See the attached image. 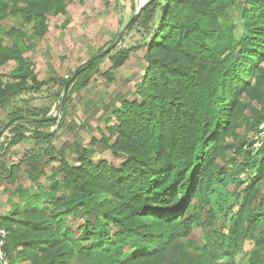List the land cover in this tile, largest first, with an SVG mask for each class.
<instances>
[{
    "label": "trees",
    "instance_id": "16d2710c",
    "mask_svg": "<svg viewBox=\"0 0 264 264\" xmlns=\"http://www.w3.org/2000/svg\"><path fill=\"white\" fill-rule=\"evenodd\" d=\"M69 1L0 0V21L21 19L18 26L0 24V66L15 63L0 72L9 127L6 145L0 143V182L22 160L6 167L5 152L30 138L50 146L70 102L66 94L55 118L20 95L41 94L52 82L58 88H46L45 96L61 100L66 81L74 75L70 92L79 91L99 62L88 60L69 78L38 80L25 57L47 32V13L64 14ZM232 6L237 35L221 22ZM134 27L145 39L103 55L115 69L144 49L138 98L119 102L100 139L125 161L94 164L82 153L70 165L61 157L47 178L49 192H41L50 198L48 215L36 208L41 197L20 189L23 220L0 219L10 263L21 246L30 264H73V257L84 264H264V140L249 143L264 117V0H149L127 29ZM69 214L84 218L78 237L60 232ZM196 228L200 240L190 236Z\"/></svg>",
    "mask_w": 264,
    "mask_h": 264
},
{
    "label": "rangeland",
    "instance_id": "374dc122",
    "mask_svg": "<svg viewBox=\"0 0 264 264\" xmlns=\"http://www.w3.org/2000/svg\"><path fill=\"white\" fill-rule=\"evenodd\" d=\"M139 5V0H70L64 14L47 13V32L42 38L34 39L31 48L25 53L36 77L39 80L71 77L79 66L106 50L116 40ZM238 16L239 12L232 6L222 17L223 29L228 34H238ZM20 22L19 17H6L0 24L4 28H9L18 26ZM26 28L29 30L30 25H26ZM145 37L146 33L139 28L127 29L111 49L112 53L123 47L134 46ZM5 42H9L8 38ZM143 53V48H137L131 52L122 66L115 69L111 68L107 56L99 58L87 86L71 92L69 86L66 94H69L70 102L65 122L58 129L52 144L36 147L35 142L25 139L26 142L20 147L12 150L10 147L5 152L6 167L22 160L14 174L0 182V219L14 214L17 222L23 220L25 201H20L22 189L27 190L31 196L41 197L36 208L42 210L44 214L50 213L52 210V206L49 205L50 198L41 192L42 190L45 193L49 192L51 183L47 178L60 168L61 157L70 165H78L82 153L87 154L94 164L106 161L119 167L125 161V155H115L100 142V139L102 133L106 134V124L112 122V111L118 107L119 102L122 99L131 101L138 98L135 86L145 68ZM12 66L13 62L0 66V72L7 74ZM46 88L55 90L58 86L51 82ZM46 88L43 87L41 94L27 93L20 95V98L27 99L28 106H33L34 102L42 109L49 107L48 115L59 118L61 112L57 113L56 110L60 100L46 97L45 94L50 93V91L47 93ZM30 96L32 99H28ZM253 104L259 107L258 104ZM0 116V143L5 146L9 137V127H6L8 119L2 109ZM240 134L242 136L245 134L244 128H240ZM112 142L113 140L110 141ZM51 157L53 159H50ZM61 178L62 174L56 176L58 180ZM64 193L65 191L60 190L58 196L61 197ZM63 218L64 224L60 232L64 233L65 229H70L75 233V237H78L84 221L83 216L69 214ZM105 229L110 233L115 232V228L111 226ZM190 236L194 240H200L202 236L200 229H194ZM83 245L89 246V243L84 242ZM21 248L19 246L11 252L12 263L30 264L29 260L21 259L19 252ZM71 261L73 264H84L78 257H73Z\"/></svg>",
    "mask_w": 264,
    "mask_h": 264
},
{
    "label": "built area",
    "instance_id": "2783aa9c",
    "mask_svg": "<svg viewBox=\"0 0 264 264\" xmlns=\"http://www.w3.org/2000/svg\"><path fill=\"white\" fill-rule=\"evenodd\" d=\"M263 140H264V117L253 131V136L249 141V143L252 144L253 147H259L262 145ZM6 238H7L6 229L0 227V264H11L9 257L4 249V246L6 244Z\"/></svg>",
    "mask_w": 264,
    "mask_h": 264
},
{
    "label": "water",
    "instance_id": "95a60500",
    "mask_svg": "<svg viewBox=\"0 0 264 264\" xmlns=\"http://www.w3.org/2000/svg\"><path fill=\"white\" fill-rule=\"evenodd\" d=\"M146 4V2H143L142 4L139 5V7L137 8L136 10V13L134 14V16L129 20V22L124 26V28L120 31L119 33V36L116 38V40L104 51H102L101 53L99 54H96L95 56H93L92 58L89 59V61H94L100 57H102L104 54H106L108 51H110L112 48H114V46L118 43L120 37L124 34V32L126 31V29L128 28V26L135 20L136 16L138 15L140 9ZM86 63V62H85ZM74 78V75L66 81L65 85H64V88H63V91H62V94H61V100H60V104L57 108V113L61 112V109H62V105H63V102H64V98L66 96V93H67V90L69 88V85L71 83V81L73 80ZM51 116V115H50ZM51 117H55V116H51ZM8 125V124H7Z\"/></svg>",
    "mask_w": 264,
    "mask_h": 264
},
{
    "label": "crops",
    "instance_id": "0c3cea01",
    "mask_svg": "<svg viewBox=\"0 0 264 264\" xmlns=\"http://www.w3.org/2000/svg\"><path fill=\"white\" fill-rule=\"evenodd\" d=\"M26 57V56H25ZM8 63H12V62H8ZM8 63H6V64H8ZM5 64V65H6ZM4 66V65H3ZM15 66V63L13 62V66H12V68ZM11 68V69H12ZM33 68V67H32ZM10 69V70H11ZM9 70V71H10ZM34 71V70H33ZM34 73H35V71H34ZM35 75H36V73H35ZM37 79L39 80V78L37 77ZM41 80V79H40ZM43 80H46V79H43ZM33 103V106L32 107H36V108H41L40 106H36L37 105V103H34V102H32ZM32 105V104H31ZM35 105V106H34ZM42 109V108H41ZM68 110V109H67ZM0 120H1V116H0ZM26 141H32L33 143H34V141H33V139H26ZM25 140H23V141H21L20 143H18V144H16V145H14V146H12L11 147V150L12 149H15V148H17V147H20L24 142H26ZM36 147H38L37 145H36Z\"/></svg>",
    "mask_w": 264,
    "mask_h": 264
},
{
    "label": "bare ground",
    "instance_id": "6f19581e",
    "mask_svg": "<svg viewBox=\"0 0 264 264\" xmlns=\"http://www.w3.org/2000/svg\"><path fill=\"white\" fill-rule=\"evenodd\" d=\"M144 0H139V4H142Z\"/></svg>",
    "mask_w": 264,
    "mask_h": 264
}]
</instances>
